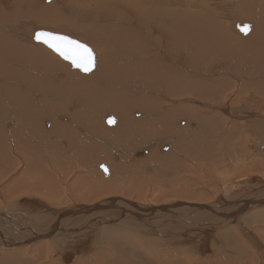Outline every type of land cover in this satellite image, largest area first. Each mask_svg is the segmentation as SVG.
Wrapping results in <instances>:
<instances>
[{
    "label": "bare ground",
    "instance_id": "1",
    "mask_svg": "<svg viewBox=\"0 0 264 264\" xmlns=\"http://www.w3.org/2000/svg\"><path fill=\"white\" fill-rule=\"evenodd\" d=\"M243 24L250 25L248 34L240 31ZM39 30L88 44L96 54L93 71L85 74L47 50L34 39ZM181 117L188 124L176 121ZM158 134L172 141L142 146ZM250 144L264 150V0H0V165L8 170L13 152L27 151L36 171H20L23 181L5 188L41 197L0 206V250L44 240L43 249L52 252L43 258L53 254L59 264H163L151 257L168 258L165 264H254L242 239L255 264H264V151L256 154L260 165L252 164L262 174H248ZM106 156L134 168L97 161ZM193 158L203 163L204 179L233 175L215 201H88L113 188L100 183L104 176L129 179L150 164L163 167L150 178L165 188L163 174L188 171L184 161ZM67 172L77 175L76 200L50 207L67 192L58 183ZM157 233L167 240L155 243ZM62 243L67 249H59ZM178 244L188 245L190 258H170ZM224 245L243 262L226 261Z\"/></svg>",
    "mask_w": 264,
    "mask_h": 264
},
{
    "label": "rangeland",
    "instance_id": "2",
    "mask_svg": "<svg viewBox=\"0 0 264 264\" xmlns=\"http://www.w3.org/2000/svg\"><path fill=\"white\" fill-rule=\"evenodd\" d=\"M185 7H187V6H185ZM194 8H196V7H194ZM227 19H228V17H227ZM232 20L233 19L230 18V23ZM241 21L247 22L249 20L241 19ZM34 24L38 25L39 23L37 24L34 22ZM231 26H232V23H231ZM40 27L42 28V24L40 25ZM44 27H48V28L55 29L58 31L61 28V27H57V26L49 27L48 25H44ZM144 43H145V41H144ZM46 49H47V47H46ZM47 50H49V49H47ZM49 51H51V50H49ZM182 120H185V122H187V124L189 122V120L185 119L184 117H181L180 119H177L176 121L181 122ZM184 125H185V123L178 125V126H184ZM197 127H198V124L192 128H189V129L194 131L195 129H197ZM75 130L78 131L77 129H75ZM152 137H154V138H152ZM152 137H150L152 139L149 138L146 142H144L142 140V146L146 143H149L150 141H152L154 139H162L163 141H165V139H166L167 141H169V140L172 141L171 137L169 138L167 136H163V134L154 135ZM224 143H225V139L223 138V139H221V144L218 146V148L222 150ZM172 148H173V146H172ZM244 151L247 154V155L245 154L246 155L245 157L248 159V162H249L248 168L246 167L248 169L247 173L254 175V174L259 172V174H262L263 171L261 169H259L260 167L255 168L252 164L257 163L258 166L260 165V162L255 160L256 154L259 152H262L264 150H260V149L254 150V149H252V146L250 144V145H248L247 148L244 149ZM171 153H172V151H170L168 153H164V154H155V155H154V153H152L151 156L155 157V158H160V157L166 156V155L171 154ZM120 155H121V157L123 156L121 153H120ZM28 158H29V154L27 151H20V152L15 151V152H13V160H12V163H11L10 168L8 170H7V168L0 165L1 168L8 171V173H7L8 175H6L7 177L6 176L3 177V175L5 174L6 171L0 172V206L5 205V204L7 205L9 202H14L15 200H17L19 198H23V197L24 198H31V199H35V200L41 199L40 194H35L34 192L29 190L28 188H21V189L15 190V191H7V189L5 188L6 184L13 181V180H18L19 182L23 181L24 177L20 173V171L31 170V169H34V170H31L33 172L36 171V167L28 165ZM190 158H192V157H190ZM98 160H101V161L109 160L111 164L118 166V167H121V169H126L127 171L133 170V168H134L130 165H124L122 163L117 165V164H115L116 159H114L115 161H113L111 158L107 159V156L102 157V158L97 157V161ZM187 160L188 161H184V163H186L185 166H187V164H189L188 165L189 168L186 167L187 168L186 170H188V171H184L180 174H176V173H172V172H170V173L168 172V174L165 172L163 174L164 175L163 179L162 178L161 179L167 183V187L165 186V188H164L163 183L161 184V186L163 185L162 186L163 188L160 186V183H161L160 180L154 181V178L152 179L153 181L151 180V178H152L151 176H156V173L154 171L161 170V172H162L163 167L158 168V166H157V168H154L152 166V164H150L149 166H151L152 169H146V167H143L142 172L137 173L136 175L132 176L129 179H127L125 177H122L120 179H112V178H106L104 176L103 179L101 180L99 177L100 169L98 166H96V168L93 170V175H95L96 178L100 179V183H102V182L111 183L113 185V188L109 191H101V192L96 191V194L94 196H92L91 198H89L88 201L93 202V201H97V200H100L103 198H111V197L128 198V199L138 201L141 203L148 202L150 204H158V205H160L161 203H163L167 200L178 199V198L183 199V200L199 201V202L215 201L218 197H220L219 194L221 195V193H219L220 192V186L223 184V182L226 183L230 180V178L232 179L233 175L228 173L227 176L221 175V176L217 177V175H214V173H213L214 177L213 176L212 177L214 179L211 177L212 181L210 179H208L209 180L208 181L207 178L204 179V176H202V174L203 175H204V173L206 174L205 171H202L203 170V163L201 162V164H198V161L195 160L194 158L192 159V161H190L191 159H187ZM193 160H195V161L193 162ZM196 161H197V163H195ZM213 168L218 170L217 167L216 168L212 167V169ZM263 168H264V166H263ZM95 170H97V171H95ZM144 171L146 173L149 172L151 174L150 176H148L149 178L146 177L147 179H145V175L143 178L142 173ZM201 171H202V173H201ZM126 174L131 175L130 172H127ZM157 174L161 175L159 173H157ZM200 174H201V176H200ZM229 175L230 176L232 175V177H230ZM107 177H109V175ZM165 178H167V179H165ZM215 179H216V181H215ZM76 180H77L76 173L67 172L66 176H64V177L59 176L58 183H60L61 185L63 183H65L67 185V192L64 191V192L60 193L59 195H57L55 197V203L54 204H49V203H47V204L50 207H60V206H64V205L71 204V203L75 202L74 200H76L78 193H77V190L72 187V184ZM210 181H211V183L209 184ZM212 182L215 183L217 187L215 185H213ZM158 183H159V185H157ZM27 184H30V182H28ZM211 184L213 186H211ZM126 186H128L130 189L129 190L126 189ZM166 189L167 190L171 189V191H170L171 193L168 192L169 194L168 193L163 194L162 192L166 191ZM216 195L218 197H215ZM28 196H30V197H28ZM206 198H207V200H205ZM237 200L238 199H236L234 201H237ZM188 211H190V210H188ZM188 211H184L183 213H185L186 216L188 213L189 214L187 216L188 219L189 220L192 219L196 222L195 219L197 218V216L196 215L194 216L193 212L190 213ZM189 216H192V217L189 218ZM169 217H171L172 219L174 218L173 216H169ZM202 217L205 221L206 215L203 214ZM209 219H212V216ZM221 220L223 221V219H221ZM202 223H204V222H202ZM193 224H191V225L193 226L192 231L194 233L193 229H194V225H196V224H194V225ZM197 227H199V226H197ZM229 228H230L229 225H227V226L221 228V230L222 229L226 230ZM261 230H264V229H261ZM162 237L163 236L161 233L158 238L154 239V242L155 243H161L162 239H164ZM214 237L216 238L217 236H214ZM258 237H259V239H263L261 237L260 233H259ZM164 240H167V239H164ZM215 241H216V239H215ZM215 241L213 242L212 248H214V245L217 244ZM42 242L39 241L38 243H35L34 245H31L29 247L22 246V247L8 248V249H5V251L0 250V264H59L58 261L53 258V254L51 255V258H47V259L43 258V256L45 254L50 253L52 251L48 252L47 249H43ZM173 242H174V244L177 243L176 240ZM50 243L53 244V242H50ZM241 243H242V246L245 250V253L249 256L251 255L250 257L253 259V263L255 264L256 263V256H253V254L250 253V246L248 245L247 241L241 239ZM106 244L107 243L99 242L97 244V247L99 248V250H101V249L107 250V248H104V246ZM210 247H211V245H210ZM222 248L225 249L224 253L226 254L225 255L226 261H227V259L234 258L235 260H240L241 262H243L242 258H238L237 253L236 254L232 253V252H234L233 250H228L229 248L227 247L228 248L227 249L226 245H224ZM174 249H175V251H174ZM158 251L161 252V250H158ZM87 253H90V252L87 251ZM162 254H164V253H162ZM213 254H215V252ZM188 255L191 256V250L189 249L188 245L178 244L177 247L170 250L169 256H170V258H174V259H177L180 261L182 258H184L183 256H187L188 258H190ZM231 256H233V257H231ZM151 258H154V260L156 262L161 261L159 263H163V264H165L164 262L168 261V258H165V257H159V259H157L158 257H151ZM177 264H179V262Z\"/></svg>",
    "mask_w": 264,
    "mask_h": 264
},
{
    "label": "snow or ice",
    "instance_id": "3",
    "mask_svg": "<svg viewBox=\"0 0 264 264\" xmlns=\"http://www.w3.org/2000/svg\"><path fill=\"white\" fill-rule=\"evenodd\" d=\"M238 27L244 34H248L250 31V25L248 24ZM34 39L54 52L62 60L68 62L73 68L85 74L92 72L96 66V54L94 50L88 44L71 38L68 35L55 31L41 30L35 32ZM107 123L114 125L116 123L115 117H109ZM104 171L107 172L108 169L104 168Z\"/></svg>",
    "mask_w": 264,
    "mask_h": 264
},
{
    "label": "crops",
    "instance_id": "4",
    "mask_svg": "<svg viewBox=\"0 0 264 264\" xmlns=\"http://www.w3.org/2000/svg\"><path fill=\"white\" fill-rule=\"evenodd\" d=\"M101 165H103V164H100V166ZM153 230H155V231H157L156 229H153ZM155 231H151L150 229H149V233H154ZM144 235V233L143 232H138L137 234H136V236H138V237H142ZM154 236V238H158L159 237V233H157L156 235H153ZM42 241H44V240H41V242ZM38 243V242H37ZM59 249H67L66 247H65V245H64V243H62L61 244V246L59 247ZM66 253V251L63 253V254H65ZM139 259L140 260H142L143 258H142V256L141 255H139Z\"/></svg>",
    "mask_w": 264,
    "mask_h": 264
},
{
    "label": "water",
    "instance_id": "5",
    "mask_svg": "<svg viewBox=\"0 0 264 264\" xmlns=\"http://www.w3.org/2000/svg\"><path fill=\"white\" fill-rule=\"evenodd\" d=\"M39 31H41V30H39ZM189 205L192 206L191 204H189ZM240 207H241V206H240ZM240 207H239V208H240ZM239 212H240L239 210H238V211H235V213H239Z\"/></svg>",
    "mask_w": 264,
    "mask_h": 264
}]
</instances>
